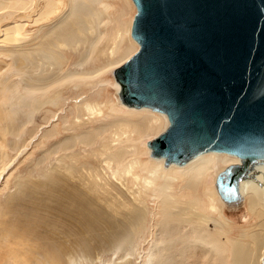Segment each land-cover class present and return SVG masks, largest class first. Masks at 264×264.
Segmentation results:
<instances>
[{"label": "bare ground", "instance_id": "6f19581e", "mask_svg": "<svg viewBox=\"0 0 264 264\" xmlns=\"http://www.w3.org/2000/svg\"><path fill=\"white\" fill-rule=\"evenodd\" d=\"M100 5L104 8V11L114 8L107 4V2H104V0H67L66 3L64 0H0V22H3V25L0 26V48L10 46L9 49L7 48L8 50L3 51L1 54L13 58L16 64L19 63L20 66L19 68L16 66V69L21 73L28 74L32 82L30 85H25V91L27 93L26 97L19 96L16 92V87H13L15 95L19 96L17 97L19 102L28 103V100L34 101L35 99L33 97L34 95H37V93H40V95L49 94L56 87L63 85L64 83H73V86L77 88L80 85L88 87L90 85H96L99 82L95 80L101 75L103 66L101 65V68L99 69H90L88 67L94 59L99 60L102 64L106 61L112 60L118 53L119 46L124 39L127 38L129 41L130 39L132 40L130 37L131 19L127 22L126 27L118 26L114 37L108 38L103 45H101L102 40L99 37L88 46V50L81 55L80 62L77 63L78 66L87 67L84 68V70L77 72H63L62 67L66 65H64V56L59 53L58 49L60 47L62 48V45L67 46L73 44L74 46H77L79 43L86 44V39L81 33L85 32L90 35L93 33V29L89 25L88 19L92 21L94 19H99L103 14L97 12V7ZM126 5L130 10L132 9L131 5L133 4L131 0H126ZM32 13H34V15L33 18L30 19ZM56 13L60 15L55 22L57 26L53 28L52 31H48L42 37L43 40L41 43L39 41L40 44L38 47L35 46V49H31L33 51H20V47L17 44L26 43L23 35L27 26L26 22L29 21V24H32L34 27L43 26V24L48 22ZM16 16L17 18H14ZM132 43L135 44H133V47L136 51L138 45L133 40ZM130 52V49L127 50L125 55L123 53L116 63H112L111 66L114 67L111 68L112 70L110 69L111 74L114 69L121 66L132 55V53L131 55L129 54ZM44 59H47L46 61L50 60L52 64L54 63L58 65L61 69L55 73L52 72L45 74L42 68L39 75L33 77L32 74H34L36 70L35 63ZM28 65L33 67L32 71H27L26 67ZM43 65L44 64H41V66ZM114 84L117 106L128 111L123 110L122 108H110L109 102L104 96V91L99 88L100 90L93 96H88L87 99H82L79 103L78 101L76 102L77 105L75 106V109L68 111L69 116L73 114L70 119L68 116L61 117L60 122L63 123L64 129L71 133L75 129H79L84 121H87L84 123L89 126L88 123H91L93 119H111H106L105 124H102L99 127L90 129V126L89 131L83 132L79 135L72 133L70 136H67L62 141H58L57 144H55L54 151L57 150L65 154L69 164L63 168L65 174L57 178V184L61 189V194L59 198H56L57 203L55 202L58 205L57 212L54 210L55 208L53 209V205H51L54 212L63 214L64 217L69 218L70 220L75 219L76 224L78 225L75 228V233H91V237H101L105 243H108V237L120 235L118 237L123 240L124 236L130 234L131 231L138 235L140 231L144 229V215L147 211L146 201L150 198L148 195L152 194V196L154 198L156 197L160 203L162 217H165L164 219L168 221L166 225L174 224V226L180 229L185 227L184 232L181 233L186 237L178 236L179 239L185 243L182 250L180 249L179 256H182L186 251H189V241H199V243L208 244L207 240L210 239L214 241L211 244V247L215 252L226 255L230 253L231 259L226 260L227 264H264V187L262 189L257 187L258 184L264 186V161L255 162L247 168L246 174L239 185L242 197L241 201L231 205H227L220 200L214 187V181L217 174L223 171L227 166L239 163L234 157L227 154L211 152L199 155L183 166L171 165L165 168L162 160L149 157V150L146 147L147 156L154 164V166L149 169L146 164H141V162L136 159L134 142L139 138L143 140V136H145L146 133L156 131L157 126L160 123L159 115L164 119V126L161 131L163 132L168 125L167 118L161 113L153 112L146 108L134 109L123 106L117 96L119 85L116 82ZM57 94L58 91L51 93L48 102H52L51 99ZM82 95L84 94H80L77 98H80ZM2 97L3 96L0 97V118L3 121L9 120L12 122L13 120L9 119L12 116L9 115L12 111L1 109L2 104L4 105L7 103L6 105H9L7 108H9L11 103L8 99ZM59 99H61V97ZM48 102L47 104H49ZM14 115L16 114L14 113ZM54 115L55 113L51 117H48L45 120V123L50 118L54 117ZM29 116L32 117V115ZM29 116H27V118ZM90 120L91 122H88ZM37 128H35L30 135V139L34 137V133L36 134V132L39 131ZM57 128L58 125H49V129L43 133L42 139L55 136L57 134ZM11 130L12 129L7 130L6 133ZM20 132L21 130H18L16 135H19ZM6 133H0V148L4 147V137ZM126 144H128L129 147ZM79 147H82V149H78V151L75 150V148ZM49 154L50 152L46 157ZM89 160L93 161L95 164L91 165ZM217 163H221L225 167L220 169ZM61 165L63 166L64 164ZM169 169H175L174 171L176 173L179 172L182 177H185L180 181L183 183L182 187L188 191H192L190 193L191 197L188 200H186L184 196H181L185 200L184 203L179 202L174 195V184L178 182V180L169 176V174L173 172ZM211 180L213 182V190H210L211 188L208 189ZM75 181L77 184H73ZM199 192H202L203 198L200 197ZM53 198L55 199V197H52V201L54 200ZM44 199V201H46V198ZM217 201L222 207L227 208L238 207L242 204L245 205L246 203L247 211L257 220L256 225L254 227L241 229L242 231L239 237L235 240H230L226 237V227L229 223L219 214ZM42 205L45 204H41L40 206ZM29 206H31V204ZM31 210H33V208ZM36 210L37 209H34L30 213L31 216H35L37 213ZM64 212L68 214H65ZM218 214L220 217L216 219L212 218V221L217 228V233L213 235L205 231V225L208 219L207 215L215 216ZM77 216L79 217L78 219L74 218ZM52 217H50V219ZM41 220L39 218V222ZM81 221L83 223H81ZM46 222L49 224V221L46 220ZM18 226L20 227V225ZM30 226L32 227L33 225L31 224ZM36 226L39 227L38 225ZM27 227L29 226L27 225ZM17 228L15 230H18ZM37 230L39 229L35 230L36 233ZM41 231L39 230L38 233L40 234ZM28 232L30 231H27V233ZM43 232H45V230ZM20 235L23 234L21 233ZM20 235L18 237H21ZM27 237L25 236V238ZM221 237L224 238L221 239ZM13 238H15L14 235ZM23 238L24 236L22 239ZM46 239L47 238L44 240ZM95 239L98 240V238ZM95 243L97 244V242ZM22 244H20V246ZM48 245V243H41V247L48 252V264H60V261L57 258L60 253V247H56L54 243H50L51 246H49V249L50 247L51 249L48 251ZM55 248L57 249L56 255H54ZM89 248L91 249L92 247ZM9 250H5V255L7 256L6 258L12 260L13 264L27 263L23 260L25 258L22 259L23 256L21 257L19 251L18 254L15 255L14 253L13 256L11 253H13L15 249H13L12 252L10 251L11 253ZM15 251L17 252V250ZM5 255L3 257H5ZM86 256L90 255L86 254Z\"/></svg>", "mask_w": 264, "mask_h": 264}, {"label": "rangeland", "instance_id": "374dc122", "mask_svg": "<svg viewBox=\"0 0 264 264\" xmlns=\"http://www.w3.org/2000/svg\"><path fill=\"white\" fill-rule=\"evenodd\" d=\"M64 2L66 3L67 0H64ZM104 2H107V4L113 6L114 8L104 11V8L101 5L97 7V12L103 14L98 20L94 19L92 21L88 19V23L93 29V33L91 34L92 36L89 33H81L86 39V44L79 43L77 46H74L73 44H69L67 46L62 45V48L60 47L58 49L59 53H61V55L63 54V60L65 61L64 65H66L62 67L63 72H77L87 68L78 66L77 63L80 62L81 55L88 50V46L99 37L102 40L101 45H103L108 40V38L114 37L118 26L126 27L127 22L130 19L132 21L135 14V8L133 5H131L132 9L130 10L126 5V0H104ZM58 13L55 14L56 16H52L53 18L51 17L48 22L43 24V26L34 27L32 24H29V21L26 22L27 26L23 32L26 43L17 44L20 47V51H33L31 49L38 47V45L43 40L42 37L48 31H52V29L57 26L55 22L56 19L60 17ZM33 15L34 13H32L30 19L33 18ZM14 18H17V16ZM2 25L3 22H0V26ZM127 40V38L124 39V41L119 46L118 53L112 60L106 61V64H102L97 59H94L91 62V65L88 67L90 69H99L101 68V65L103 66L101 75L95 80L99 81V84L97 83L96 85H90L88 87L80 85L75 88L73 83H64L63 85L56 87L49 94L40 95V93H37V95H34L33 97L35 100H28V103L19 102L17 97L27 96L25 85H30L32 83L29 75L26 73H21L16 69V66L19 68L20 64H16L13 58L1 54L3 51L8 50L10 46H6V48H0V97L3 96L2 98L8 99L11 103L9 108H7V106H9L6 105L7 103L4 105L2 104L1 109L7 111L11 110L12 113L9 115H12L11 117H13L9 118L13 120L12 122L9 120L3 121L0 118V133L5 134L7 130L12 129L10 132L6 133L4 137V147L0 148V264H13L10 258H6V249L7 251L10 249L9 252H12L13 249L17 250V252L15 250L13 253L10 252L13 256L14 253L16 255L19 251L21 257L23 256L22 259L25 258L23 260L28 264H48V252H46V250L41 247L42 242L49 244L48 251L51 249V247L49 249V246H51L50 243H54L56 247H60V253L57 256L60 264H227L226 260L231 259L230 253L226 255L215 252L211 247V244L214 241L210 239L207 240L208 244H202L199 243V241H189V251H186L184 255L179 256L180 249L182 250L185 243L179 239L178 236H185L181 233L184 232L185 227L180 229L174 226V224L166 225L168 221L164 219L165 217H162L160 203L156 197L154 198L152 196V194L148 195L150 198H148L146 201L147 211L144 215L145 220L143 222L145 230L143 229L140 231L138 235L137 233L131 231L130 234H126L124 236L123 240L118 237L120 235L108 237V243H105L101 237H91V233H75V228L78 226L75 219L70 220L69 218L64 217L63 214L56 213L58 209L56 198H59L61 194V189L57 184V178L65 174L63 168L69 164V161H67L65 154L57 150L54 151L55 144H57L58 141H62L67 136H70L72 133L79 135L83 132L89 131L90 129L105 124L106 119H111H93L92 122L94 123H92L91 120L88 121L91 122L88 123L89 126L84 123L87 121H84L82 124L83 126L80 125L81 127L79 129H75V132L72 131L71 133L64 129L63 123L60 122L61 117L68 116L70 119L73 114L69 116L68 111L75 109V106L77 105L76 102L78 101L79 103V101H82V99L84 100L87 99L88 96H93L100 89L104 91V96L108 100L110 108H122L117 106L116 92L114 88L115 82L110 69L114 67L111 66L112 63H116L123 53L125 55L127 50H131L129 53L130 55L131 53L133 54L135 52V48L133 47L134 43H132L131 39L130 41L128 40V42ZM46 60L47 59H44L35 63L36 70L34 74H32L33 77L38 76L42 68L45 74L52 72L55 73L61 69L58 65L54 63L52 64L50 60ZM41 64L44 65L41 66ZM32 68L33 67L29 65L26 67L27 71H32ZM13 87H16V92L19 96L15 95ZM54 91H58V94L54 96L51 99L52 102L49 103V95ZM78 94L84 95L80 96V98H77V96H79ZM60 97L61 99H59ZM47 102L49 104H47ZM122 109L126 110L124 108ZM14 113L16 115H14ZM54 113L56 116L54 115V117L50 118V121L48 120L49 123L48 121L45 123V120L48 117H51ZM28 114L32 115V117ZM27 116L29 117L27 118ZM159 118L160 123L157 126L158 130L156 129L154 132L146 133L145 136H143V140L139 138L136 142H134V147L136 149V159H138L141 164H146L149 169H151L154 164L147 156L146 142L157 136L162 131L164 119L160 115ZM51 124L58 125L57 134L55 136L42 139L43 133L49 129V125ZM35 128H37L39 131L36 130V134L34 133V137L30 139V135L33 133ZM18 130H21V132L19 135H16ZM126 145L129 147L128 144ZM78 149H82V147L75 148L77 151ZM49 152L50 154L46 157ZM89 161L91 162V165L95 164L93 161ZM61 164L64 165L62 166ZM217 165L220 169L225 167L221 163H217ZM174 170L172 169L171 171L173 172L169 174L170 177L176 178L178 180V182L174 184V195L177 197L179 202L184 203L185 200L182 197L184 196L185 199L188 200L191 197L190 193L192 191H188L182 187L183 183L180 181L185 177H182L179 172L176 173ZM73 184H77V182L75 181ZM257 187L262 189L264 186L262 184H258ZM208 189L213 190L212 180L211 183H209ZM199 195L202 197V192H199ZM52 197H55V199L53 198V201ZM44 198H46V201H44ZM218 203L219 202L217 201L219 214L222 215L221 217L229 223V225L226 227V237L230 240L237 239L242 231L241 229L254 227L256 225L257 220L253 218L252 215L247 211L246 203L245 205L242 204L234 208L222 207L221 204ZM30 204L31 206H29ZM41 204L45 205L40 206ZM51 205H53L52 207L53 209L55 208L54 210H56V212H54ZM48 207L51 210H49ZM32 208L33 210L37 209L36 212L38 214L36 213L35 216H31L30 214L33 211L31 210ZM64 213L68 214L66 212ZM219 214L215 216L207 215L208 219L205 225V231L213 235L217 233V228L215 227L212 218L216 219L220 217ZM49 216L53 217L50 219ZM39 218L40 220L42 219L40 221L41 223L39 222ZM74 218L78 219L79 217L77 216ZM46 220L49 221V224H47ZM30 223L33 225L32 227L30 226ZM81 223L83 222L81 221ZM18 225H20V227ZM27 225L29 227H27ZM164 226L165 228L163 229ZM16 228L18 230H15ZM36 229H39L40 231L42 229L43 230L40 232V234L38 233L39 230H37V233L39 234L38 235L35 232ZM44 230L45 232H43ZM27 231H30L28 232L30 234H28ZM20 232L23 235H20ZM18 234L21 237H18ZM13 235L15 238L17 237V241L15 238H13ZM23 236L24 238L22 239ZM25 236L27 238H25ZM45 238L47 239L44 240ZM95 238H98V240ZM222 238L224 237H221V239ZM18 240L20 244L23 243L21 246L18 243ZM95 242H97V244ZM89 247L92 248L90 249ZM56 250L57 249L55 248L54 255L57 253ZM85 252L90 256H86ZM4 255L5 257H3Z\"/></svg>", "mask_w": 264, "mask_h": 264}, {"label": "water", "instance_id": "95a60500", "mask_svg": "<svg viewBox=\"0 0 264 264\" xmlns=\"http://www.w3.org/2000/svg\"><path fill=\"white\" fill-rule=\"evenodd\" d=\"M138 49L112 71L127 108L166 116L146 143L165 168L206 153L238 164L217 174L227 205L247 168L264 161V0H131Z\"/></svg>", "mask_w": 264, "mask_h": 264}]
</instances>
